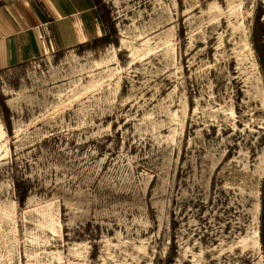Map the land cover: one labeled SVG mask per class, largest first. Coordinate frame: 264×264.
Wrapping results in <instances>:
<instances>
[{"label": "rangeland", "instance_id": "374dc122", "mask_svg": "<svg viewBox=\"0 0 264 264\" xmlns=\"http://www.w3.org/2000/svg\"><path fill=\"white\" fill-rule=\"evenodd\" d=\"M96 4L0 70V264H264V0Z\"/></svg>", "mask_w": 264, "mask_h": 264}, {"label": "crops", "instance_id": "0c3cea01", "mask_svg": "<svg viewBox=\"0 0 264 264\" xmlns=\"http://www.w3.org/2000/svg\"><path fill=\"white\" fill-rule=\"evenodd\" d=\"M96 0H0V70L103 36Z\"/></svg>", "mask_w": 264, "mask_h": 264}, {"label": "bare ground", "instance_id": "6f19581e", "mask_svg": "<svg viewBox=\"0 0 264 264\" xmlns=\"http://www.w3.org/2000/svg\"><path fill=\"white\" fill-rule=\"evenodd\" d=\"M254 246H256V247L259 246L258 233L257 232L254 235Z\"/></svg>", "mask_w": 264, "mask_h": 264}]
</instances>
